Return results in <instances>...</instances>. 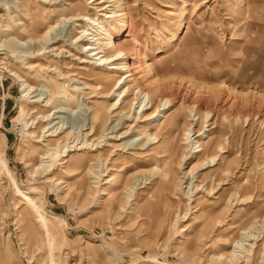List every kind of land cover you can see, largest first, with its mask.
I'll return each mask as SVG.
<instances>
[{
    "label": "rangeland",
    "instance_id": "374dc122",
    "mask_svg": "<svg viewBox=\"0 0 264 264\" xmlns=\"http://www.w3.org/2000/svg\"><path fill=\"white\" fill-rule=\"evenodd\" d=\"M125 2L132 33L125 38L127 29H123L120 40L125 39L128 44L136 41L151 74L173 85L174 92L165 91L176 98L170 113L176 117L172 138L178 139L181 128L189 123L185 106L202 104L213 118L218 117L224 124L217 126L214 134L219 136L224 132L233 142L229 147L228 140L225 141L224 146L229 148L219 162L220 174L225 178V171L230 169L236 177H228L220 186L215 184L216 189L210 195L206 192L209 184H199L202 189L192 188L189 200L182 191L174 192L175 181L179 180L183 188L187 186L184 172L191 167L190 164L177 169L179 153L136 154L121 147L113 148L114 142L108 139L103 140L96 152L88 146L82 152L80 164L65 163L74 155L70 152L67 158L64 156L67 153L57 158L50 156L51 160L48 157L39 167L40 158L57 142L47 139L50 141L39 144L36 138L28 136L27 132L35 125L39 133L45 123L37 120L38 124L35 121L32 125L30 115L26 112L22 115L20 107L26 108L25 102L36 100L31 97L38 92L26 96L11 72L18 71L34 88L45 89L41 87L43 78L51 81L48 88L53 90L52 104L38 111L47 113L52 108L48 120L55 118L53 125L58 121L66 131L72 132L67 137L69 146L83 139L81 109L88 102H101L107 109L113 100H104L108 91L100 93L98 79L89 67L78 69L79 60L67 58L66 53L60 54L62 59L57 64L67 78L52 68L28 70L27 62L19 57L36 52L40 42L35 39L36 33L31 34L34 43L27 41L30 34L23 28L29 21L18 4L24 5L41 31L60 21V17L50 13L40 0H0V264H50V252L54 264H264V247L261 255L256 252L264 240V210L260 205L254 206V201L247 205L235 201L226 208L228 199H233L239 190L235 179L241 173L256 185L264 173L261 166L264 161V124H261L264 120V0ZM16 22L23 25L19 27ZM6 24L13 37L28 44L18 46L9 42L8 32H3ZM70 25L60 22V28L55 26L52 36L56 35L65 44L73 43L80 30L75 29L70 36ZM56 47L65 49L62 43ZM51 55L36 56L29 63L48 67ZM135 67L136 76L145 79L139 64ZM78 72L83 74L77 75ZM73 80L86 83L90 90L79 95L73 91V86H79ZM108 82L112 85L113 79ZM44 94L40 101L46 98ZM133 112L134 109L131 115ZM113 114L109 127L114 125ZM197 120L194 123L200 130L205 124ZM131 121L129 117L126 124L121 122L117 130L129 131L130 138L142 136L146 124L142 120ZM159 126L158 122L153 123L152 132L159 133ZM74 139L77 143L73 144ZM153 168L159 171L152 184L133 185V176ZM172 178H176L174 183ZM245 179L240 177L238 181ZM243 225L245 239L238 234ZM47 231L52 233L49 244ZM234 239L242 240L236 258L237 249L234 256L230 255Z\"/></svg>",
    "mask_w": 264,
    "mask_h": 264
},
{
    "label": "bare ground",
    "instance_id": "6f19581e",
    "mask_svg": "<svg viewBox=\"0 0 264 264\" xmlns=\"http://www.w3.org/2000/svg\"><path fill=\"white\" fill-rule=\"evenodd\" d=\"M40 3H42V5L48 6L47 10H50V13H53L55 15L57 14V16L60 17V21L47 25V27H45V29L41 31L40 26H37L38 23L33 18H31L29 16L30 14H28L25 10L24 5L22 3H19L18 7H21L23 16L26 17L29 21V24H25L23 28L26 33L30 34L27 36L28 40H26L30 42L32 41V39L33 41L37 39V42L41 43H37L40 46L39 48H37L36 52L30 54L27 52L29 55H21V57H19L21 59L20 61L27 62L28 70L32 71L34 69L36 70V68H42V70L47 69L46 71H48L49 68H52V71H57L59 75H63L64 78H67L65 77V74L60 72L57 64L58 60L62 59V57H60V54L66 53L68 54L67 58H71L74 61L79 60L78 65L81 66H78V69L84 70L85 65L89 67V71L91 72V74L98 79L97 86L101 91L100 93L108 91L105 97H103L104 100H108L109 102L111 101L110 98H112L113 101L110 102V105L107 109L101 102H88V104L81 109L84 113V124L82 125V131L84 132L82 134L83 139H81V141L78 143L77 139H74L73 144L74 142H76L77 144L69 146L68 142L70 139H68L67 137L70 136L72 132L66 131L67 129H64L63 126H60L58 121L53 125L52 120H54L55 118L48 120V118L51 116L50 110L52 111V108L48 110L47 113H40L41 111H38L39 108H46L51 106L52 104L54 94L51 92L53 90H51L50 87L48 88V84H52L51 81L48 82L43 78L42 83L44 82V85H42L41 87L45 86V89L34 88L28 83L27 79L25 80L18 73V71L11 72V75L14 78L16 77V79H18V81L20 82L22 92L25 93L26 96L29 95L30 97V95L38 92L37 95L31 97L36 98V100H32L28 103L25 102L26 104L23 102L24 105H27V107H20L22 115H24L25 112L27 116L30 115L29 120H31L32 125L35 124L37 120H39L38 122H40L41 124H43L42 122L45 123L41 126L39 133H36V125L33 128L31 127L32 130H29L27 132L28 136L31 138H36V142L39 144L48 142L53 139H55L57 142L56 146H53V148L48 147L47 152L40 158L39 167L43 166L42 164L46 162H44V160H46L48 157L51 160L50 156H54L55 158H57L58 156L60 157L62 153H67L66 155H64L67 158L69 157L70 152L74 155L70 156L65 163L80 164L83 157L82 152L89 148L88 146H91V150L96 152L101 147V144L105 142L103 140L108 139L114 142V145H112L113 148L121 147L123 149H127V151H135L136 154L148 153L153 156H159V154H165L167 153V151H169L170 154L179 153L180 155L176 161L177 169H183L185 166L187 167L190 164L191 167L188 171L184 172L185 180L188 179L186 181V187L183 188V184L179 183V180L177 182L175 181L176 178L175 180L174 178H172V182L174 183L175 181L174 192L178 190L182 191V194H184L185 197L189 196V200L191 199L190 195L193 191L192 188H196L195 190H201L202 186L201 189H199L200 185L206 184L207 182L209 184V187L206 189V192L208 195H210L216 189L215 184L217 186H220L223 183L225 184V182L229 179L228 177L232 179L233 177H236V174L230 169H227L225 171V178H222L223 175L220 174L221 167L219 165V162L222 158V155L227 152V149L233 146V142L225 136L224 132V134L222 133L223 135L221 134L219 136L214 134L217 126H224V124L218 117L213 118L214 116L202 104L198 105L197 103H191L185 106L186 112L188 113L187 121L189 123L181 128V133L177 136L178 139L172 138V129L176 125V117L174 115H170V113L171 108L175 103L174 99L176 98H174L175 94H166L165 91L172 90L171 86L173 85H170V83H167V81H160L151 74L149 65L141 57V49L139 45L135 43L136 41L134 42V40H130L132 43L128 44L125 39H123L122 41L120 40V37H122V35H120L121 31L125 28L127 29V35L125 36V38H127V36L131 32L132 25L130 15L128 16L129 9L127 8L125 0H40ZM56 6H60L62 7V9L58 10ZM65 12L68 13L65 14ZM60 22H69L71 24L70 34H68L70 36H72V34L76 32L74 31L75 29L78 31L80 30V32L78 33L80 36L76 37V39L73 38V43L69 42V40H71L69 39L68 42L70 44L66 43V45L64 40L63 42H61V40L57 39L58 37L56 38V35L52 36L55 26L58 25L56 29L60 28ZM22 25L23 24L21 22L17 23V26L19 27ZM4 27H6V29H4L3 32H8L7 37H9V42H13V44L16 43L18 44V46H24V44L27 43L26 41L21 42L16 37H13L10 34V30L7 29V24ZM32 33H36L38 36L34 39L33 37H31ZM59 43H62L63 48H65L66 51L65 49L56 47ZM48 53H52V55L50 56V58H52L47 64L49 65L48 67H45V65L43 64L34 66L30 65V59H35L36 56H44V54ZM132 53L135 55V57H132ZM48 58H45V60ZM136 64H139L143 75L145 76V79L140 80L139 77L136 76ZM80 74L83 73L78 72L77 75ZM111 78L113 79L112 85L108 82ZM73 82L74 84L77 83V85H79L78 87L73 86V91L79 93V95H84L85 91L90 90V87L84 82H80L77 80H73ZM43 93H45L47 96H45V99L43 98V100L40 101ZM100 93H98V95ZM130 97H132V99H129ZM148 104H150L149 108H147ZM133 109L134 112L131 115ZM54 114H56V111L53 113V115ZM110 114H113V117L115 119L114 125L111 127H109L108 125V121L111 118ZM129 117L132 118L131 122L134 123H136L138 120H142V122L146 124L145 129L148 130H145L142 136L133 135L131 136V138L128 136L129 131L121 133L120 131L122 129H117L120 126L121 122L122 125L126 124V121H128ZM40 118L43 121H41ZM195 118L201 120L203 124L206 125V130H204L205 125H203L200 130L196 129L197 124L194 123ZM85 121L87 123H85ZM38 122L36 124H38ZM156 122H158L160 125L159 133L152 132L153 123ZM51 124L53 126L47 128ZM261 124H264V120L261 121ZM25 126H27V124H25ZM207 132H209V134H207ZM62 135L66 136V138L60 137ZM47 139L50 140L47 141ZM203 139L205 140L202 141ZM122 140L126 141L121 142ZM226 140H228L227 144L229 147L224 146ZM137 141L138 143H136ZM116 142L121 143L115 146ZM166 145H168V149H166ZM261 166L262 169H264V161L261 162ZM157 171H159V169L153 168L150 171L133 176L131 178L133 185L136 183L144 185L152 184L155 178L158 177ZM240 177L246 178L245 181L239 183L238 180ZM96 179H98V176H96ZM235 180L239 184V190L235 193L233 199H228L226 208L232 207V203H234L235 201L239 205H247V203L254 201V206L260 205L264 210V173L261 175L260 182L257 185L245 173H241ZM195 183L197 186L194 185ZM18 189L17 191L19 192ZM126 202H128V199L126 200ZM178 217L179 214H177L176 219ZM244 226L245 225H243L242 228H239L238 234L243 235L245 239L247 233L243 232L246 229ZM46 234V241L48 242L47 244H49V241L51 240H49L48 237H51L52 233H49V231H47ZM236 241H233L235 244L233 246L232 253H230L231 256H234V253L237 249L235 258L239 254L238 247L242 245L240 244L242 240H238L237 242ZM263 247L264 240L259 244L256 250L257 254H260L262 252L261 250ZM50 264H54V258L51 252Z\"/></svg>",
    "mask_w": 264,
    "mask_h": 264
}]
</instances>
